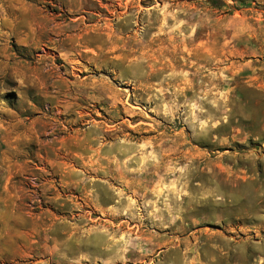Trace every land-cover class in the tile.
<instances>
[{"label": "rangeland", "instance_id": "obj_1", "mask_svg": "<svg viewBox=\"0 0 264 264\" xmlns=\"http://www.w3.org/2000/svg\"><path fill=\"white\" fill-rule=\"evenodd\" d=\"M0 264H264V0H0Z\"/></svg>", "mask_w": 264, "mask_h": 264}]
</instances>
